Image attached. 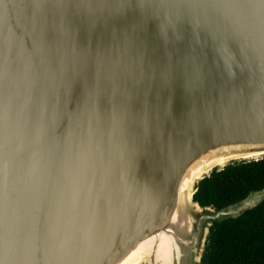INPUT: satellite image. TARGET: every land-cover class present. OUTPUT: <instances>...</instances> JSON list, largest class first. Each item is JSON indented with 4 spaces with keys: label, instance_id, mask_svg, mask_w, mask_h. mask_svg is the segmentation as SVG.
I'll return each instance as SVG.
<instances>
[{
    "label": "water",
    "instance_id": "95a60500",
    "mask_svg": "<svg viewBox=\"0 0 264 264\" xmlns=\"http://www.w3.org/2000/svg\"><path fill=\"white\" fill-rule=\"evenodd\" d=\"M263 157L264 0H0V264H204Z\"/></svg>",
    "mask_w": 264,
    "mask_h": 264
},
{
    "label": "trees",
    "instance_id": "16d2710c",
    "mask_svg": "<svg viewBox=\"0 0 264 264\" xmlns=\"http://www.w3.org/2000/svg\"><path fill=\"white\" fill-rule=\"evenodd\" d=\"M264 189V157L234 162L199 183L202 203L218 209ZM204 264H264V202L211 229Z\"/></svg>",
    "mask_w": 264,
    "mask_h": 264
},
{
    "label": "bare ground",
    "instance_id": "6f19581e",
    "mask_svg": "<svg viewBox=\"0 0 264 264\" xmlns=\"http://www.w3.org/2000/svg\"><path fill=\"white\" fill-rule=\"evenodd\" d=\"M133 261H134V260H131V261H129V262L126 263V264H133Z\"/></svg>",
    "mask_w": 264,
    "mask_h": 264
}]
</instances>
